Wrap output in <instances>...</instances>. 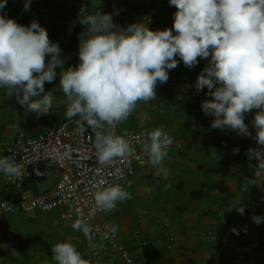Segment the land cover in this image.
Instances as JSON below:
<instances>
[{
  "label": "crops",
  "instance_id": "0c3cea01",
  "mask_svg": "<svg viewBox=\"0 0 264 264\" xmlns=\"http://www.w3.org/2000/svg\"><path fill=\"white\" fill-rule=\"evenodd\" d=\"M34 1L30 11H24V0H8L4 13L28 26L35 14ZM40 1L45 2L46 11L38 23L50 41L59 43L65 69L79 62L78 36L85 30L78 23L81 5H86L89 13L112 14L121 27L143 21L153 31L171 28L176 12L168 0ZM207 64V60H199L188 68L179 61L169 71L167 83L158 85L157 100L139 103L128 120L117 126L120 131L161 128L174 138L164 161L167 176L157 174L149 163L138 167L133 183L125 186L132 198L104 218L118 225L120 239L130 249L131 264H264V223L257 225L251 219L264 216V176H254L258 162L247 157L249 148L260 147L251 123L257 110L245 114L251 137L213 129L214 118L201 108L202 101L211 99L208 90L197 92L195 88L197 76ZM55 70L61 71L59 67ZM58 84V79L45 83L46 92L57 87L55 99L52 113L38 119L26 113L15 97L3 96L0 89V138L11 141L18 134L32 135L66 120ZM234 148L239 149L237 154H233ZM53 175L54 180H49ZM50 177L25 181L20 193L33 197L50 190L57 173ZM9 194L0 174V200ZM239 202L245 206L242 216L232 208ZM224 221H230L239 234L232 232V241L215 249L217 241L211 244L210 237L224 231ZM71 222L62 218L60 211H20L7 216L0 224V264H55L51 248L58 242H71L80 253L85 252L88 237L74 231ZM143 244L151 250L140 256ZM98 245L107 247L103 242ZM97 264L123 263L103 255Z\"/></svg>",
  "mask_w": 264,
  "mask_h": 264
},
{
  "label": "clouds",
  "instance_id": "9594fccd",
  "mask_svg": "<svg viewBox=\"0 0 264 264\" xmlns=\"http://www.w3.org/2000/svg\"><path fill=\"white\" fill-rule=\"evenodd\" d=\"M7 3L0 0L3 96L15 97L26 113L38 119L52 113L57 87L46 92L45 83L58 79L65 118H76L79 134L85 135L89 129L94 133L92 151L102 168L120 161L123 167L116 169L120 178L131 171L129 157L134 148L112 130L126 122L139 103L157 100L158 85L167 83L169 71L179 61L192 68L199 60H207L195 81L197 92L207 89L206 95L211 97L201 102L202 111L214 118L213 129L251 137L245 114L257 110L251 123L260 147L249 148L247 157L258 162L254 176H264V0H168L176 8L172 27L156 31L143 21L121 27L114 23L112 14L98 10L89 13L88 7L81 5L78 23L85 30L78 36L79 62L66 69L59 43L50 41L47 31L35 20L23 26L7 18ZM30 3L24 0V11H30ZM144 136L141 150L149 157L148 163L157 174L167 176L164 161L174 138L161 128ZM238 152V148L233 149V154ZM61 159L70 160L71 150ZM0 174L21 183L25 164L17 163L14 156H0ZM92 196L94 204L88 217L97 211L114 212L120 203L132 198L119 183L97 187ZM232 208L244 214L242 202ZM251 219L257 225L264 223V216ZM65 220L72 221L74 231L90 237L92 228L83 216L75 220L66 216ZM117 232L118 225H107L105 238ZM232 232L239 234L236 229ZM51 253L55 264H89L71 242L55 243Z\"/></svg>",
  "mask_w": 264,
  "mask_h": 264
},
{
  "label": "built area",
  "instance_id": "2783aa9c",
  "mask_svg": "<svg viewBox=\"0 0 264 264\" xmlns=\"http://www.w3.org/2000/svg\"><path fill=\"white\" fill-rule=\"evenodd\" d=\"M33 4L35 14L30 19V23L33 20L38 22L46 11L45 2L36 0ZM77 127L76 119H66L51 129L32 135L18 134L11 141L0 138V153L3 156H14L17 163L25 164L26 171L21 183L13 182L1 174L3 184L11 190V194L0 200V224L7 216L20 211L43 213L60 211L62 218L71 216L73 220L83 216L90 224L92 233L88 237L85 252L81 253L82 257L89 264L99 263L103 255L123 264H131L130 249L122 243L119 233L108 234L105 238L106 226L111 225L104 219L107 213L97 211L94 217H88V212L94 204L92 193L97 190V187L116 183L125 187L133 183L136 169L146 166L149 159L141 150V144L145 139L144 134L156 128L120 131L116 127L112 130L113 134L128 139L134 148L133 154L129 157L131 171H126L125 177L120 178L116 174V169L123 167L122 163L116 161L111 167L102 168L92 151L94 133L88 130L85 135H81ZM69 149L71 159H61L63 153ZM37 172L41 175H37ZM53 172L57 173V181L50 190L33 197L20 193L25 181H47ZM102 181L105 182L103 185ZM223 226L224 231L216 238L210 237L211 244L214 240L217 241L215 249L221 244H228L234 237L231 222L224 221ZM99 242H103L107 247L100 248ZM150 250L149 246L143 244L139 255L142 256Z\"/></svg>",
  "mask_w": 264,
  "mask_h": 264
},
{
  "label": "rangeland",
  "instance_id": "374dc122",
  "mask_svg": "<svg viewBox=\"0 0 264 264\" xmlns=\"http://www.w3.org/2000/svg\"><path fill=\"white\" fill-rule=\"evenodd\" d=\"M49 180H54V175H53V176H51Z\"/></svg>",
  "mask_w": 264,
  "mask_h": 264
}]
</instances>
